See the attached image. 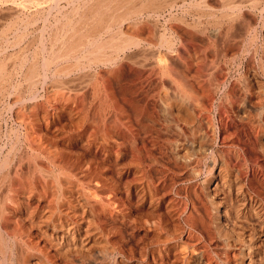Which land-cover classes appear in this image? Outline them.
Segmentation results:
<instances>
[{
    "label": "rangeland",
    "instance_id": "374dc122",
    "mask_svg": "<svg viewBox=\"0 0 264 264\" xmlns=\"http://www.w3.org/2000/svg\"><path fill=\"white\" fill-rule=\"evenodd\" d=\"M3 1L0 42L5 38L7 43H0V63L14 74L0 96V163L6 161L0 175L32 179L37 190L57 184L73 193H97L87 215L128 263L195 264L189 257L194 250L203 264H236L239 246L223 247L217 224L226 208L232 210L226 214L228 232L257 238L264 260V234L253 223L254 214L264 216V0H231L239 9L228 16L220 0H156V13L145 15L146 8L130 24L127 36L134 41L116 60L92 64L81 59L66 69L60 62L67 73L60 65L50 66L33 95L22 80L26 69H16L14 62L33 53L40 58L43 25L49 26L42 33L43 48L50 49L51 24L59 10H70V0H39L37 6ZM16 33L22 36L14 45ZM245 96L261 108L249 111ZM250 263L244 259L243 264Z\"/></svg>",
    "mask_w": 264,
    "mask_h": 264
},
{
    "label": "bare ground",
    "instance_id": "6f19581e",
    "mask_svg": "<svg viewBox=\"0 0 264 264\" xmlns=\"http://www.w3.org/2000/svg\"><path fill=\"white\" fill-rule=\"evenodd\" d=\"M38 1L39 0H27L28 6H29V3L30 4L31 3H33V4L35 3V6H37L38 4L36 5V3H38ZM54 1L55 0H53V2ZM59 1L60 0H58V3H59ZM243 1H245V0H243ZM249 1H247L246 3L248 4ZM3 2H5V1H3ZM220 2H221L220 7H223V8L225 7L224 8V11L222 12L224 14L229 13V12H234L236 8H237V10L239 9V7H237V3L234 2V1H231V0H220ZM238 2H239V0H238ZM9 3H11V2H9ZM19 5H20V3H19ZM24 5L27 6L26 3ZM53 5H52V7H53ZM57 6H56V11H57V8H58ZM16 7H17V4H16ZM220 7H218V8H220ZM27 8H29V7H27ZM146 8H149L150 11L147 12ZM158 8H160V4L156 0H80L78 3L77 2H73V1L71 2V0H70V8H69L70 10L68 12L67 11L64 12V10L63 11H60L59 8H58V10H59L58 11V13H59L58 14V17H55V19H54L55 21L53 22V24L50 23L55 28L54 30L53 29L52 30L50 29L51 30V34H52V36L50 34V37L51 38H49L50 41H51V42L49 41L50 44H51L50 45V49H51L52 46H54V47L51 50L49 49L48 51H44L45 48H43V45L44 44H42L43 41H44V40H42L43 39L42 33L45 32V31H47V28L46 27H49V26L43 25L42 28H41V38H40V41H39V46H42L41 49H40V51H41L40 52L41 53L40 54V58H39L40 60L38 59V56H36L37 55L36 53H33V56L30 55V57H27V56L26 57L25 56H21L20 57L19 56V57H16V58H18V60H17L18 62L17 61L14 62L15 64L13 65V67H15L17 65V68L16 69H21V70L26 69V70L22 71L23 72V76H22L23 79L22 80L24 81L23 83H24V85H25V87H26L27 92L29 93V95L30 94L33 95L34 94V89H35L36 85L39 82H41V77H43V76L45 77L46 76V73L45 72L48 71V68L50 66L58 67L61 64L60 62H65L66 64L65 65L63 64V66H66L65 67V69H66L67 68V65H71V64H75L76 67H77L78 65L81 64L80 61H83L81 59H84V60L87 61V63H92V64L93 63H101L102 64V63H105V62H107V63L108 62H111L113 59L116 60L115 59V56H118L116 54H118L121 51H123L125 48H127L129 46V44H131L134 41V40L131 41V39L127 36L128 30H130L129 27L131 25H134L135 24V20L137 18H139L140 16H143L142 15L143 14V11L144 12L145 11L147 12L146 14L144 13L145 15H151V14L156 13L155 10L158 9ZM62 9H63V7H62ZM225 9H229V11H225ZM45 12L47 13V11H45ZM35 13L36 12H34V14ZM37 13H38V11H37ZM41 13H42V11H41ZM13 14L16 17H18L17 10ZM235 14H237V13L235 12ZM36 15H34V16L31 15V18L30 17L29 18L31 20H34ZM40 15H42V14H40ZM228 15L226 14V16H228ZM238 15L239 14H237V16ZM37 16H39V14ZM212 16H213V13H212ZM39 19H40V17H39ZM43 19L44 18H42V20ZM36 20L37 19H35V21ZM43 21H45V19ZM20 22H22V21H20ZM25 22L26 23H29V21H25ZM136 22H137V20H136ZM12 23L16 24L14 21ZM23 23H24V21H23ZM3 26H5V25H3ZM10 27L9 28L8 27L7 28L5 27L3 29H8L7 32H9ZM15 27H17V25ZM228 28L229 27H227V29ZM14 29L15 28L13 27V30ZM16 30L17 29H15V31ZM15 31H14V34H15ZM1 32H2V30H1ZM20 34L16 33V37H14V40L13 39H12L13 41L11 40L14 43V45L17 44V42L19 44V41H17V37L18 38L21 37L22 35H20ZM11 36H12V34H11ZM130 41H131V43H130ZM138 42H139V40H138ZM0 43L2 45L3 44H6L7 43L6 42V39L4 38L3 41H1ZM163 43H165V42H163ZM142 44H143V42H142ZM166 44H165V46H166ZM170 46H168V47H170ZM248 46H250V43H249ZM148 48H150V47H148ZM142 52H144V51H142ZM169 52H170V50H169ZM14 58L15 57H13V59ZM144 60H147V59H144ZM132 62H134V61H132ZM251 62H253V61H251ZM1 65H2V63H0V96L2 94V91L3 92L6 91V88H3L4 87V83L5 82H8L9 83V81H11V77L14 74V73H11V72H8V71L4 70L3 69V66L1 67ZM61 65L58 68L61 67V68H63V70L61 71V68L59 70L61 72L64 71V73L65 72L67 73L68 70L65 71L64 67L61 66ZM71 69L73 70V68H71ZM49 70H50V68H49ZM60 71H57V72H60ZM41 72H43V74ZM160 73H162V72H160ZM15 74H16V71H15ZM220 78H222V77H220ZM174 91H176V90H174ZM180 94H182V93H180ZM180 94H178V95H180ZM181 96H183V95H181ZM259 96H260V94H259ZM241 102L242 101H240V103ZM243 102H244L246 108L249 111H251V112L252 111L256 112V111H258L261 108V106L258 103L253 102L250 99V97L245 96ZM263 111H264V109H263ZM263 111H261V112H263ZM197 115H199V114H197ZM76 126H78V125H76ZM104 140H105V138H104ZM208 140H209V138H208ZM203 142H204V140H203ZM236 151H237V149L235 150V152ZM194 152H195V150H194ZM226 153H227V151H226ZM6 159H8V158H6ZM2 160H5V159L3 158ZM4 162H6V161L1 162L0 164H2ZM10 164L11 163H9V165ZM5 165L7 166L8 164L6 163ZM2 167H5V166H2ZM62 170H64V169H62ZM209 172H210V170H209ZM24 175H26V174H24ZM226 176H227V174L225 175L224 179L226 178ZM224 179L222 178L221 181H223V182L225 181V184L224 185L227 186L226 180H224ZM47 180H49V179H46V183H47ZM53 180H55L56 182L58 181L56 177H54ZM53 180H52V182H53ZM229 180L230 179H228V181ZM34 181H35V179H34ZM81 181H83V180H81ZM46 183H45V185H46ZM67 183L68 184H66V185H70V186L72 185L69 181ZM33 184L34 183H33V180L32 179L25 180V179H22V178H13L11 176L5 175L4 173H3V175H0V264H132L133 263V262L132 263H128V261H126L127 262L126 263L124 259L123 260L121 259V257L118 258V251H117L118 249H115L114 247H112L113 245L110 246L108 244V242L106 241V238H104L105 236L103 234H102L103 236L101 234H99V231L93 225L92 221L94 219L91 221L90 220V217H88L87 214L89 212L88 206H89L90 200L91 199L94 200L95 198H97L96 197V194L97 193L95 194L94 192L87 191V189H86V191H84L85 189L84 190L77 189L73 193V190L72 189H69V191L63 190L64 187L63 186H62L63 188L62 187H59V185H57V184H55L54 187L53 186H49V187H51L52 190H50L48 187H44V188L42 187L41 190H37V187L35 186V184L34 185ZM73 184H74V182H73ZM95 184H93V185L95 186ZM23 185H26V187H24ZM89 185H91V183ZM20 186H23V188L21 187L22 190L24 189V191L22 192L23 194L20 193L21 192ZM230 187H232L231 184H230ZM235 189H237V188H235ZM220 191H218V193ZM228 191H230V190H228ZM74 194H75L74 197H76V199H77L78 202L75 201V200H72ZM225 195H227V194H225ZM108 196H111V195H108ZM213 196H215V195H213ZM208 197H209V195H208ZM102 198H103V196H102ZM106 198H109V197H106ZM112 199L113 198H111V201H112ZM22 200H26L27 202L28 201L29 202L30 201H33V202L35 201L36 203H35V206H31V207L29 206V207H27V206H24L23 205ZM73 201L77 202L78 204L74 203ZM233 201H235V200L233 199ZM112 203H114V202H112ZM214 204H215V201H214ZM236 204L238 205V203H236ZM254 204H255V202H254ZM219 205H220L219 203H217V205H216V207H217L216 208L217 209L216 211L217 212H218V209L220 207ZM98 206H102V205H98ZM105 209H107V208H105ZM108 209H109V207H108ZM110 209H111V207H110ZM248 209H249V207H248ZM102 211H103V209H102ZM119 211H120V209H119ZM228 211H232V210H227V208H226V210H224V212L222 213V215L219 216V219H218L219 222L217 223V224H219V226L221 228V231L219 233H221V236L223 237V241L221 240L225 244L223 247H226V248L232 247V245H234V244H237L239 246L238 249L241 252L240 253V256H238L239 258L238 257H235L236 254L234 255V253L233 254L231 253V257H232V255H234L233 258H235V259L238 258L237 260L234 259L235 260L234 262L238 261L239 264H241V263L243 264L244 259L247 258L248 263L251 262L250 264H264V260L262 259L263 252L260 249V245H258V243H257L258 241L256 242V239L257 238L254 240V238L252 237V238H247V240H245L243 238L244 237L243 236L244 234L242 235L243 236L242 237L241 236V233L240 234L237 233V231L235 229L233 231H231L230 233L228 232V231H230V230H228V227H229L228 226L229 225V222L227 220V217L228 216L226 217V214L228 213ZM239 214L240 213L238 212V210L234 213V215L236 216V219L237 220L239 219ZM89 215H90V213H89ZM102 215H104V214H102ZM233 218H235V217H233ZM187 220H188V218H187ZM253 223L255 224L256 228L259 230L260 234H264V216L263 215H260L259 216L258 213L254 214V216H253ZM237 224H239V223H237ZM250 225H251V223H250ZM232 227H230V228H232ZM238 227H241L240 224L238 225ZM241 228H243V227H241ZM216 230H217V228H216ZM242 233H244V232H242ZM258 233H256V234H258ZM162 244L163 243H161V245ZM230 244H232V245L229 246ZM237 247L235 245V248L236 249H237ZM233 248H234V246H233ZM230 249H232V248H230ZM239 251L237 253H239ZM182 252H181V254H182ZM242 252H246V253L243 254ZM143 253H144V251H143ZM124 254H126V253H124ZM120 255H122V254H120ZM140 255H142V254H140ZM174 255H173V257H175ZM189 257L194 260L195 264H203V262H202L203 259L201 257V254L198 251L197 252H194V250H192L190 252V254H189ZM226 257L227 256L223 257V259L225 258L224 260H226ZM228 258L229 257H227V259ZM182 259H183V257H182ZM258 260H259V262L257 263ZM262 260H263V262H262ZM131 261H133V260H131ZM180 261H181V259H180ZM188 261H187V263H188ZM220 261H222V260H220ZM238 262H236V264ZM138 263L140 264L139 261H138ZM224 263L227 264L226 261Z\"/></svg>",
    "mask_w": 264,
    "mask_h": 264
}]
</instances>
